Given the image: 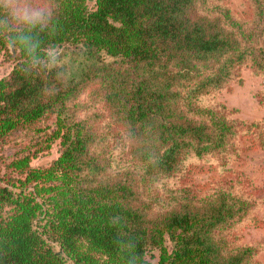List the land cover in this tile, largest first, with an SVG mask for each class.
<instances>
[{
  "label": "trees",
  "instance_id": "trees-1",
  "mask_svg": "<svg viewBox=\"0 0 264 264\" xmlns=\"http://www.w3.org/2000/svg\"><path fill=\"white\" fill-rule=\"evenodd\" d=\"M39 2L50 16L30 27L0 0V144L22 145L0 155V264H151L154 249L157 264H255L235 230L257 200L182 181L191 159L238 158L243 134L264 150V120L203 102L242 68L264 75V0L247 19L222 0Z\"/></svg>",
  "mask_w": 264,
  "mask_h": 264
},
{
  "label": "rangeland",
  "instance_id": "rangeland-1",
  "mask_svg": "<svg viewBox=\"0 0 264 264\" xmlns=\"http://www.w3.org/2000/svg\"><path fill=\"white\" fill-rule=\"evenodd\" d=\"M33 1L32 3H28ZM29 6L39 7V0H25ZM240 19L250 15L249 0H222ZM92 6L94 0H87ZM13 66L10 53H0V77L6 75ZM204 103L222 102L238 111L234 117L245 120H264V75H256L251 68H242L238 77L226 87L203 99ZM42 125H51L44 121ZM241 150L238 158L221 165L217 161L191 159L188 176L183 179V185L194 186L199 191L210 189L222 179L233 180L238 191L252 196L257 200L255 210L246 220L240 223L235 235L246 244L259 247L255 264H264V150L248 136L239 139ZM22 145L16 143L0 144V155L11 156L19 151ZM59 154V141L54 140L50 149L38 154L31 160L32 166H46ZM165 245L170 249L171 242L166 236ZM159 251L152 250L146 255L151 264H157Z\"/></svg>",
  "mask_w": 264,
  "mask_h": 264
},
{
  "label": "clouds",
  "instance_id": "clouds-1",
  "mask_svg": "<svg viewBox=\"0 0 264 264\" xmlns=\"http://www.w3.org/2000/svg\"><path fill=\"white\" fill-rule=\"evenodd\" d=\"M6 3L9 5L7 11L10 18L17 23L25 24L30 27L45 24L48 16H50V13L46 12L44 9L33 8L25 2L6 0ZM21 42L29 47L30 50L34 47L27 37H22ZM48 55L52 61H55L56 53L54 50L50 51Z\"/></svg>",
  "mask_w": 264,
  "mask_h": 264
}]
</instances>
